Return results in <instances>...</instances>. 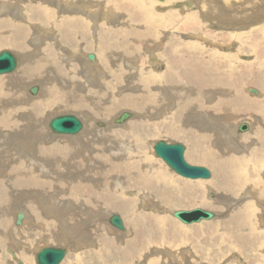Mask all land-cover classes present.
Segmentation results:
<instances>
[{
    "label": "bare ground",
    "instance_id": "obj_1",
    "mask_svg": "<svg viewBox=\"0 0 264 264\" xmlns=\"http://www.w3.org/2000/svg\"><path fill=\"white\" fill-rule=\"evenodd\" d=\"M34 1V4L30 1L31 6L30 3H28L29 5L23 3L9 8L8 12L3 13L0 10V48L8 47L22 52L24 49L28 51V47L33 45L37 51H41L40 54L43 56L30 62L32 56L25 54L15 73L0 78V81L3 82H0V134H3L6 139L0 142L2 144L0 145V208L5 211L0 214V234L5 238L8 236L5 231L10 223V215L7 210L15 201L20 203L19 206L13 204L14 209H17L15 223L17 214L24 210L22 207L25 208L23 212L25 213L24 219H26L23 220L24 223L22 222L23 226L30 222L29 231L33 226L34 230L38 228L35 233H33L34 230L31 231L32 235L42 236L47 243L69 244L74 242L79 236L76 237L77 233L75 234V232L77 231L72 230L73 228H88L87 224H92L89 223L94 212L100 213L101 210H107L120 212L125 218L127 228L121 235L123 247L136 235H139V239H141L146 234L151 235L152 233V244L155 245L153 248L156 253L160 254L161 246L177 242L179 234H187L188 229H192L196 233L202 232L207 225H211L207 227V232L211 230L213 234L221 229L222 234L228 235L227 240L231 238L234 242L243 245L261 246L264 244L262 240L264 239V213L253 206L254 202L251 199L244 202L241 209L236 208L235 211L231 209L227 215L220 213L219 217L222 218L218 222L195 224L189 228L173 223L174 232L169 228L172 223L170 218L160 217L161 215L154 214L155 212L147 213L142 205L144 200L155 208L158 206L178 208L179 206L202 204L222 210L225 202H227V207H233L230 198L239 195L241 191L243 197L255 196L258 199L259 208L264 207V180L258 178L264 176V150L261 149L264 148V120L259 117L254 116L256 121L252 117L237 119L249 120L252 126L249 132L239 134L240 132L236 130L242 122L238 124L237 121L238 125L235 128L227 130L230 133L236 129L235 132L240 137L254 135L253 146L246 145L248 150L250 149L251 159L242 154L243 151L240 148H243L244 143L240 144L237 138L227 133V126L225 128L221 126L223 134L226 135V141L220 142L215 141L216 136L208 131L209 129L206 127L208 122L204 118L200 120L201 125L196 127L191 125L188 128L190 133H187V136H190L191 146L187 159L192 163H197L196 165L201 162L211 165L214 170L213 173L210 169L213 180L208 182L195 183L177 179L166 168L161 167L159 162L148 154L145 147V139L152 136L151 130L157 126V119L162 117L167 109L171 108L170 111H172L175 107L174 119L182 124V122H191L190 108L193 104H196L198 110L206 107L207 111L212 114V118L221 117V113L227 109L219 102L220 97H224L222 101L236 106V109L239 108L238 106L248 105L253 108L260 104L259 99H264V74L256 73V77L247 80L238 72V67L241 65L244 68L253 67L256 65L255 62L243 61L238 55L230 53V55L221 53V57H217L220 52L215 50L208 53L210 59L207 56L197 62L198 60L191 56L202 52L199 48L201 44L194 43L196 47H193L187 44L188 42H183L180 38L177 39L181 34L175 32L170 25L175 26L177 21H181L185 29L190 26V32L195 30L197 35L190 36L189 34L190 37L202 38L213 46H217L214 43L218 41L214 38L216 34L217 38L230 37L231 39L238 38L243 42L247 41L249 48L246 50L257 49L264 52L263 43L262 45L258 43L259 39L264 41V22L259 24L261 27L256 24L259 20L260 22L264 20V0H243L244 3L236 0H207L208 5H204L203 0H197L198 5L203 6L210 21H218L221 32L217 33L204 32L203 25H201L203 23L198 21V16L195 13L190 14L191 16L185 15L186 9L181 13L183 16L180 19L175 13H169V18L166 21V14L158 15V17L154 15V7L157 4L154 1L138 0L141 6L144 3L153 6V8L142 6V10L137 12V9L132 8L130 4L119 5L117 1L120 0H109L105 8L108 19L119 10L128 16H123L125 18L123 26L121 24L117 27L109 26L103 23L101 35L98 31L100 30L99 24L100 26L102 24V18H95V22L90 23L87 19L79 15L77 17L75 13L71 12L75 15L67 14V16L56 17L52 7L48 8L42 4L39 5L41 2ZM63 1L69 3H64V8L79 11L77 8L79 0ZM58 2L60 4L59 0ZM73 3L74 6H72ZM245 24H256L255 26L258 28L254 29L253 27L251 33H247L248 30L234 32L236 27H242ZM209 25L217 27L215 24L209 23ZM91 26L92 34L100 36L96 45L101 56L99 62L98 58H90V52H87L83 59L81 55L78 56L76 52L72 51L69 59L61 54L57 44L51 43V45H44L43 48L39 45L36 46L38 42H42L47 39V36H50L48 34L52 33L51 27L57 33L55 34L59 39V41L56 40L57 42L60 43L63 41L62 39L66 38L70 44V40L75 41V36L79 41L84 38L88 40ZM66 28H70L72 31L70 30L71 32L68 33ZM168 28H172L169 33L165 31ZM238 29L240 30V28ZM261 30L262 32L258 33ZM158 32L163 33L162 40L170 38V45L164 54L157 55L159 47H162V44H158L157 41L161 36ZM170 32L171 35H169ZM92 34L91 36L95 38ZM210 36L213 38H209ZM244 37L248 39H244ZM33 38H35V45L31 44ZM89 42L85 43L86 48L93 44L92 41L91 44ZM151 43H155L153 50L144 49ZM118 46L122 47L120 52L114 50ZM143 49L145 56L148 55L150 60V64L148 63V66L143 64V67L146 66L145 69L149 70L145 71V74L144 72L137 74L138 79L135 81L126 76L129 74L125 66L118 64L114 68L109 65L110 63L116 64L117 60L114 56L122 57L124 53L127 57L133 56L132 58L135 57L142 61L145 59L142 53ZM225 56H228L229 59H226ZM160 57L162 58L160 59ZM72 59H76V63L71 61L67 62L68 65L64 63L66 60ZM77 60L83 61V63L79 66L81 62ZM91 60H95V62H91ZM161 60L165 62L163 71H154V66L157 68L162 66ZM232 62L234 66L231 69H223L226 65L230 66ZM258 62L257 67L261 64V61ZM48 71L50 74L46 77L45 74ZM91 71L92 73L89 74ZM90 75H93V78ZM84 78L88 82H92L93 87L86 84L85 80L83 81ZM62 79L70 81L73 86L65 89L61 84ZM124 79L128 82L126 83L129 84L128 87L133 86V90H136L137 93H125L118 100L108 96L110 91L116 90L114 86L117 84L114 85L113 81L118 83L123 82ZM254 79L263 87L260 88V92L256 90V93H252L253 87L241 88L242 82H253ZM34 80L41 84L42 89V92L40 91L36 97H44L42 101L31 103L30 101L34 100L33 97L28 98L24 91H16L15 87L26 84L24 88L28 90L29 83L25 82ZM248 88L251 93L246 96ZM108 99L111 102H108ZM93 100L103 101L92 106L90 104ZM53 106L83 115L85 117L83 130L75 137L51 135V130H48L50 120L41 121V117H47L45 109ZM115 109L122 111L131 109L135 115L132 114L131 119L126 120L122 125H116L114 120L118 114H112V111H117ZM100 117L106 121L109 119L108 123H102V120H98ZM147 120L155 123L148 124ZM98 123L104 124V127L99 129ZM216 129L219 130V127ZM172 132L177 137L179 136L177 130H172ZM166 133L168 135L171 132L166 131ZM211 146L223 150L222 153ZM251 162H255V164H252L253 166L248 169ZM206 187L209 190L214 188L220 194L222 193L220 203L216 201V204L204 197ZM131 210H134L132 217ZM152 211L153 209L150 212ZM214 212L216 213L215 218H217L218 212ZM80 220H83L84 223H79ZM259 226L263 227L259 228ZM41 227L44 228L42 232L39 231ZM93 233L97 232L94 230ZM129 236L132 237L129 238ZM12 239L17 244L14 236ZM79 240H81L80 237ZM97 240L106 243V248H114L117 243L112 238L104 236H99ZM19 243L16 246V251L19 250L25 260H30L32 257L30 252L36 254L39 250L30 246H27V249H22L23 239ZM159 245H161L160 248ZM139 246L145 247L146 243ZM65 247L69 249L67 246ZM16 251L11 250L16 261L20 263ZM167 251L172 253V251ZM159 263L155 262V264Z\"/></svg>",
    "mask_w": 264,
    "mask_h": 264
},
{
    "label": "rangeland",
    "instance_id": "obj_2",
    "mask_svg": "<svg viewBox=\"0 0 264 264\" xmlns=\"http://www.w3.org/2000/svg\"><path fill=\"white\" fill-rule=\"evenodd\" d=\"M30 1L33 4L35 3L34 0H30ZM30 1L29 0H0V10L3 11V13L4 12H8L9 8H11L13 6H17L18 4H21V5L23 3L28 4V3H30ZM57 1L58 0H56V1H54V0H37L38 3L41 2L39 5L42 4V5L48 6V8L52 7V9L55 11L54 14H55L56 17H60V16H63V15L67 16V14L72 16V15L76 14L77 17L80 16L82 18H85L88 21H90V23H94L95 22L94 21L95 18H99V19L102 18V22L100 21L102 24H101V26L99 24L100 30L98 31V33L100 35H101L100 31H101L102 27H104L103 23H106L109 26H116L117 27V26H120V24H121V26H123V24H125V20H124L125 18L123 16H128V14L123 13L121 10H119L118 12H116V14L112 13L113 14V15H111L112 17L108 19L107 18L108 14L105 13V8L107 7V3L109 2V0H79L80 2H79V5L77 7L79 11H77V12L72 10L71 8H64L65 6L63 7V5L69 4V3H66V1L59 0L60 4H59V2L57 3ZM150 1H154V2L157 3L156 7H154V13H155L154 15L158 17V15L166 14V17H165L166 21L168 20L169 15L171 13H175L177 15V18L180 19L183 16V14H181V13L184 12V10L186 9L187 12H186L185 15H190L192 13H195L198 16V21L200 20L203 23L201 25H203V29L202 30L204 32H211V31L215 32V33L221 32V28L218 27V21L217 20H212V22H211L210 19L208 18L209 16L206 14V11L203 10V6L200 5V4L198 5V3H197L198 1L197 0H150ZM236 1H239V2L242 1L243 2V0H236ZM250 1H256V0H250ZM117 2H118L119 5L120 4L124 5L125 3L126 4H130L132 8H134L135 10L137 9L136 10L137 12H140L142 10L141 9L142 6H144V7L145 6L146 7H150L151 6V5H147V4H144V3L141 6L140 3L138 2V0H136L134 2H129L128 0H120V1H117ZM32 3H30V6H31ZM202 3L204 5H208L207 0L206 1L203 0ZM58 5L59 6L62 5V7H59ZM185 5H186V7H185ZM72 6H74V3L72 4ZM152 8H153V6H151V9ZM22 12L25 13L23 10H22ZM70 12L71 13H75V14H71ZM27 14H30V13H27ZM112 18H113V20H112ZM262 22H264V20H261V22L259 20L258 23H256V24H258L257 26H260L259 24L262 23ZM209 23L210 24H215L217 27L211 26V25H209ZM175 24H176L175 26H173V25H170V26L172 28H174L175 32H177L178 34H181L180 37H178L177 39L180 38L183 42L186 41V42H188L187 44H189V45H191L193 47H196L194 45V43L195 44L196 43L201 44V47H199V48L202 50V52L201 53H197V54H193L194 56L193 55L191 56V58H196L198 60L197 62H199V60H202L203 58L207 57L209 52L215 50L217 52H220V53H218L219 55L217 57H221L220 56L221 53H224L225 55H228L230 53L231 55L232 54L233 55L234 54L238 55L241 59H243V61L246 60V62H248V61L249 62H255L256 65L254 64L255 66H253V67L251 66V67L244 68V66H242V65L240 67H238V72H240L243 75V77H245L247 80L250 79V78L256 77L257 74L258 75L264 74V52H261V51H259L257 49L256 50H253V49L246 50V48H249V46H248L249 43L247 41L243 42V41H241L238 38H236V39L233 38L234 39L233 40L230 37H225L226 39L217 38V36L215 34L214 38L216 40H218V41L214 42L217 46H213V45L209 44L206 40H204L202 38L190 37V36L197 35V34H195V30L193 32H190V26L185 29V26L183 25V22L181 23V21H177ZM256 24H254V25L245 24V26L236 27V30L234 32H237V31L238 32H246L248 30L247 33H251V30H253V27L255 29V27H256L255 25ZM46 28H49V27H46ZM51 28L52 29H50V30H52V33L49 32V34H48L50 36H47V39H45L44 41L38 42L36 44L37 47L39 45L41 48H43L44 45L45 46L46 45H51V43L53 45L57 44L59 46V50L61 51V54L64 55L65 57H68L69 59H70L69 55H71L72 51L74 53L76 52L78 54V56L81 55L83 57V59L85 58V54L87 52L88 53L90 52V54H94L95 55L94 59L98 58V62L100 61L101 56L99 55L98 48L96 46L100 36L98 34H95V35L92 34V32H93L92 26L90 27V31L91 32H90V35H89L90 37L88 38V40H85V38H84L83 40L79 41L78 37L75 36V41L73 42V41L70 40V44L68 43V39H66V38L62 39L63 41H61L60 43L57 42L56 40L59 41V39L56 37L57 35H55L57 33L55 32V29H53V27H51ZM172 28H168L165 31H168V33H169V31H172V30H170ZM182 28H183V30H182ZM238 28H240V30ZM256 28H258V27H256ZM70 30H71L70 28H66V32L69 33V32L72 31V30L71 31ZM162 31L164 32V30H162ZM181 32H183V33H181ZM261 32H262V30L260 32H258V33H261ZM91 34L94 35L95 38H93V36H91ZM159 34H161V36L158 37L157 41H158V44H162V47H159L160 48L159 51L156 52L157 55L159 53L160 54H164L166 52L167 48H169V45H170V40H169L170 38H165V39H163L164 40L163 41L162 40V38L164 36V35H162L163 33H159ZM189 34H190V36H189ZM169 35H171V32H170ZM71 36H73V35H71ZM209 38L212 39L213 37L210 36ZM197 39H199V40H197ZM244 39H248V38L244 37ZM32 40H33V42L31 44H34L35 38H33ZM49 40H50V42H49ZM237 40H239V41H237ZM91 41H92L93 44H91ZM258 41H259L258 42L259 44L262 45V43H263V45H264V41L262 39H259ZM88 42L91 45H89V47L86 48L85 43L88 44ZM245 42H247V43H245ZM221 43H222V45H225V46L223 47L221 45ZM40 44H42V45H40ZM151 44L150 45H146V47L144 49L147 48V50H151V49L153 50L154 47H155L154 46L155 43H151ZM228 44H230V45H228ZM121 48H122L121 46H118V47H115L114 50L120 52ZM6 49L10 50V51H12V52H14L16 54V56L18 58V66H17V68L19 67L20 62H22V59H23L22 56H24L25 54H30V56H32L30 58V62L32 60H34V59L40 58V56L43 57L40 54L41 51H37V49L33 45L28 47V49H27L28 51H26V49H24L22 52H19V51L15 50V49H12V48L10 49L8 47L7 48L6 47L5 48L1 47L0 51L6 50ZM144 49H143L142 53H143L145 59H143L142 61H141V59H138V58H135V57L132 58L133 56L132 57H129V56L127 57V56H125L126 54L124 53V54H122V57L119 56L117 58V57L114 56V58L117 60L116 64L110 63L109 65L112 66V67H114V66H116L118 64H121L123 67L125 66V69L127 70L128 74H129V75H126V76L131 78V80L135 81L136 79H138V77L136 76L137 74H143V72L145 74L146 73L145 71L149 70V69L148 70L145 69L146 66H148V63L150 62V60H149L148 55L145 56V53H144L145 50ZM228 49H230V50H228ZM236 49H238V50L236 51ZM65 54H67V55H65ZM161 58L162 57H160V59ZM207 58L210 59L211 57L208 56ZM225 58L229 59L228 56H225ZM69 61L74 63L76 61V59L75 60L74 59L66 60V62H64V63L66 65H68L67 62H69ZM77 61L81 62L79 64V66L83 63V61H80V60H77ZM258 61H261V64H260L259 67H257V65H259ZM91 62H95V60L91 61ZM134 63H135V66H134ZM161 63H162V66L160 68H157L156 66H154V68H153L154 71H156V72L157 71H163V69L165 67V62L161 60ZM143 64H145L146 66L144 65L145 67H143ZM141 65H142V67H141ZM233 66H234V63L232 62V64L230 66L226 65V66L223 67V69L229 70ZM142 68H144V69H142ZM15 71L16 70H14L13 72H10V73L0 74V78L12 75L13 73H15ZM245 72H246V74H245ZM91 73H92V71L89 74H91ZM131 73H133V74L131 75ZM254 73L255 74L257 73V74L255 75ZM49 74H50V71L46 72L45 76L48 77ZM91 78H93V75L91 76ZM12 79H14V78H12ZM63 79L61 81V84L64 86L65 89H67L68 87L73 86V84L70 81L67 82V81H64ZM83 81L86 84H88V85L90 84V86L92 85L91 87H93V83L91 82L92 83L91 84L90 82H88V80H86V78H84ZM99 81H101V80H99ZM0 82L3 83L2 81H0ZM25 83H29L28 90H27V88H24V86H26ZM25 83H24L25 85L16 86L15 90L16 91H20V92L24 91L27 94L28 98L29 97L30 98L33 97L34 100L30 101L31 103H34L36 101H42V98L44 96L36 97L37 95L40 94V91L42 92L41 84L39 82L38 83L35 82V80L32 81V82L31 81L30 82L26 81ZM113 83H114V85L117 84L116 86H114V89H116V90L110 91L108 96H111L115 100H118V98L122 97V95H125V93H137L136 90H133L134 89L133 86L132 87L131 86L128 87L129 84H126L128 82H126L125 79H124L123 82L116 83L115 81H113ZM37 84H38V86H40L39 91H38L37 95H32L30 93V88L32 87V85H37ZM50 86H52V84H50ZM186 86H187V84H186ZM240 86H241V88H243L245 86L246 87H253V89H256L259 92L261 90L260 88H263L258 82H256L255 79L253 80V82H242ZM257 86H259V87H257ZM52 88H54V87H52ZM120 89H122V90H120ZM246 92H247V93H245L246 96L249 95L248 93H251V92H249V88L246 90ZM223 98L224 97H220L219 98V102H221L227 110H225V111H223L221 113V117L220 116H215L214 118H212V114H210L207 111L206 107L204 109L200 108V110H198L197 109L198 107L196 106V104H193L191 106V108H190V112L192 114V116H191L192 120L190 119L191 122L190 123L182 122V124H180L181 122H179V121L177 122L174 119L175 107H174V109L172 111H170L171 108L167 109L165 114L162 117H159L157 119L158 121L155 120L156 122H158V124H157V126H154L153 129L151 130L152 136L150 135L149 138H147V140L145 139V147L148 150V154L153 159L158 161L161 167L166 168L171 174H173L179 180L192 181V182H195V183L208 182V181L213 180L212 177H210L209 179H203V178L190 179V178H185V177L179 175L173 169H171L161 158H159V157H157L155 155L154 150H153V145H154L155 142H157L159 140H164V141L170 142V143L180 142V143L184 144V146H185V154H184V156H185L186 160L191 164L192 162H190L187 159L188 158L187 154H188L189 148L191 146V141L189 139L190 136L188 137L187 133H190V131H188V128L191 125L194 126V127H196L197 125L198 126L201 125L200 124V120H202L204 118L209 123V124L207 123V125H206L207 129H209L208 131L211 132L214 136H216L215 137V141H219L220 142L222 140L226 141V138H225L226 135L223 134L222 127L225 128L227 126L226 132L229 133L227 130L235 128L239 123H241V122H248L249 123L248 119H239V120H237L238 118L252 117L254 119V121H256L254 116H257L260 119L264 120V99H261V98L259 99L260 104L257 107L253 106V108H252V106L249 107L248 105H243L242 107L238 106L239 108L236 109V106H233L231 104H228V103L222 101ZM103 100H93L94 103L92 102L90 105L93 106L95 103H99L100 104L101 101H103ZM108 102H111V100L108 99ZM26 108H28V107L26 106ZM45 110H46V116L47 117H45V118L41 117V119H42L41 121H46V120L49 121L54 116L61 115V114H64V113H73V114L77 115L80 119H82V121L85 122V117L83 115L81 116V114L76 113L75 111H73V112L71 110L70 111H66V110L64 111L60 107L58 108V106H53V107H51L49 109L47 108ZM115 110H117V111H112V114H114V115L118 114L116 116H119V113H122L123 111H128V112H131L133 115H135V112L133 110H131V109H126V110L124 109L123 111L121 109H119V110L115 109ZM169 112H171V113H169ZM98 120H102V123H104V124L106 123L107 124L109 119L106 121V119H104L103 117H100V118H98ZM129 120H127V121H129ZM213 120H214V122H213ZM236 121H237L238 124L236 123ZM161 122L163 123L162 125H161ZM146 123L154 124L155 122L147 120ZM104 124L102 125L101 123L100 124L98 123L97 127H99V129H102V127H104ZM116 125H119V124H116ZM120 125H122V124H120ZM182 126H184V127L182 128ZM202 127H204V126H202ZM216 127H219V130L216 129ZM251 127L252 126L250 125V129L249 130H247L245 132H240L239 134H241V133L244 134L246 132H249L251 130ZM48 130L50 131V129H48ZM172 130H177L179 132V133L177 132L179 134V136L177 137V135L174 132H172ZM214 130H216V131H214ZM235 130L230 132L229 134H232V137L237 138L238 141L240 142V144L244 143L243 144L244 145L243 148L242 147L240 148L243 151L242 154L247 156V158L250 157L249 159H251L252 155L250 156V154H249V150L250 149L248 150V147L246 145H250L251 147L253 146L254 139H255L254 135H251L250 137L249 136H244V137L241 136L240 137V135L237 133V132H239L238 129L236 130L237 132H235ZM166 131H170L171 133L167 135ZM50 133L53 136H66V137H75V136L78 135V134L77 135H65V134H58L57 135V134H54L52 132H50ZM237 136H239L240 138L237 137ZM5 140L6 139H5L4 135L0 134V142H3ZM0 145H2V144H0ZM211 147L216 149V150H218V151H220L221 153L223 151V150L217 149L216 147H213V146H211ZM244 148L245 149L247 148V149L245 150ZM259 148H261V147H259ZM261 149L264 150V148H261ZM160 160H161V162H160ZM192 164H197V163H192ZM198 164L208 167L214 173V170H213V168L211 167L210 164L205 163V162L204 163L201 162V163H198ZM252 164H255V162L254 163L251 162V164L248 167V169H250L251 166H253ZM258 178L264 180V176L263 175L261 177H258ZM205 191L206 192L204 194V197L207 198V200H211L213 202L218 201V203H220L221 194L222 193L220 194V192L218 190L214 189V188H212V190H209L207 187L205 188ZM239 193H240L239 195L230 198L231 203L233 204V207L232 206H230L231 208L227 207L226 206L227 202H225V205L222 208V210H218V209L212 208L211 206L202 205V204H196V205H191V206H179L178 208L177 207L170 208L168 206H166V207L165 206H158L160 208H158V207L155 208V206H152L151 204L149 205V202H145L144 200L142 201V205H143V209H145L147 211V213H154L155 212L154 214H159V215H161L160 217L166 216L168 219L170 218L169 220H171L172 223L169 226V228L173 232H174L173 227H172L173 223H176L177 225H179L181 227L189 228L190 226H193L195 224L199 225V224H202V223L218 222L222 218V217L221 218L219 217L220 213H222L223 215H227V214L230 213L231 209H233V211H235L236 208L237 209H241L243 207V205L250 199L254 202L253 206L254 207L256 206L258 209H260V211H262L264 213V207L259 208V205L257 203L258 199H256L255 196L254 197H243L244 196L243 193L241 191ZM179 194H181V192H179ZM13 204H14V206L16 204H17V206H19L20 203H17V202L14 201L11 204V206L9 207V210L11 211V213H10L9 210H7V213L9 212L8 214L10 215V223H9V227L5 229V231L7 232L8 236L5 238L4 236H2V234H0V264H36V254H34L33 252H30V253H32V257L30 258V260H25V259H23V257L19 253L20 251L19 250L16 251V246L18 244H20L19 241H21L22 239L24 241V243L22 245V249H27V246H30L33 249H40V247L42 248V247H45V246H61V247L67 246L69 249H67L66 256H65L64 260L61 262V264L62 263L63 264H155V262H160L159 264H163V263L164 264H264V244H261V246L251 245V244L243 245V244L234 242L231 238H229L227 240L226 238H227L228 235L227 234H222V230L221 229H218V231L214 232L213 234L211 233V230L209 232H207L208 231L207 227H209L211 225L205 226L203 228L204 231L197 232V233L194 232V230H192V229H188V233L187 234L186 233L179 234L177 242L172 243L171 245L163 244L164 247L159 245V248L161 246L160 254L156 253V251L153 248V246H155V245H154V243L152 244V233H151V235H147L146 234L147 236L145 235L146 237L143 236L141 239H139V235H136L135 237L129 236V238L132 237L131 238L132 240H130L129 242H126V244H124L125 246L123 247L121 235H123L125 230L117 229L116 227L111 225L110 222H108V220H109V216L110 215L118 214L121 217H123L122 219H123L124 226H125V229H126L127 225H126L125 218L120 212H114V211L111 212V211H107V210H101L100 213H95L94 212L92 214L91 222L89 221L90 222L89 224H91V223L92 224L91 225L87 224L88 228H86V227H75V228L72 229L74 231H77V232H75V234L77 233L76 237L79 236L81 240H79V237H78V238H76V240L74 242H70L69 244H65L63 242H61V243H55V242L47 243V242H45V240L43 239L42 236H40V235L39 236H33L32 235L31 231L34 230L33 229L34 226L32 227V230L29 231V229L31 227L30 226V222H28V225L24 224V226H23V224H22V225H18L17 226V224L15 223V216H16L15 214L17 212L16 211L17 209H14ZM216 204H217V202H216ZM237 205H238V207H237ZM195 207H201V208H204V209H207V210L216 211V212H218V214H217L218 216L215 219L202 220L200 222H195V223H191V224H184L179 219L174 217L173 214H172L174 211H177V210H187V209H191V208H195ZM22 209H24L23 211H25V208L22 207ZM152 209H153V211L150 212ZM131 211L130 212H131V217H132V215L134 214V210H131ZM4 212L5 211H3V209L0 208V214H3ZM168 214H169V216H168ZM106 218H108V220L105 221ZM79 223L83 224L84 221L80 220ZM108 226H110V227H108ZM260 227H263V226H259V228ZM146 228H147V226H146ZM37 229L38 228H36L33 233H35L37 231ZM42 229H44V228L41 227L39 229V231L42 232L43 231ZM94 230H95V232H97L96 234L93 233ZM102 233H105V234H102ZM154 233H155V231L153 232V234ZM217 234H219V235H217ZM108 235H110V236H108ZM13 236H14L15 240H17V244L14 243V241L12 239ZM99 236H101V237L104 236L106 238H112V240L115 241V242L117 241V243L115 244L114 248H106V243H102V241L100 242L99 240H97L99 238ZM212 236H213V238H212ZM163 237L164 236L162 235V238ZM125 238H128V237H125ZM143 239H144V241H143ZM262 240L264 241V239H262ZM142 241H143V243H146L145 247L139 246L140 244H143V243H141ZM11 250L16 251V256H17V259L20 261V263L16 261V258L12 254ZM167 250L172 251V253L168 252Z\"/></svg>",
    "mask_w": 264,
    "mask_h": 264
},
{
    "label": "water",
    "instance_id": "obj_3",
    "mask_svg": "<svg viewBox=\"0 0 264 264\" xmlns=\"http://www.w3.org/2000/svg\"><path fill=\"white\" fill-rule=\"evenodd\" d=\"M187 4V3H186ZM94 54H90V58L94 59ZM18 66V58L16 54L10 50L0 51V74L10 73L16 70ZM39 91L38 85L30 88L32 95H37ZM256 93V89H252ZM132 116L131 112L123 111L115 118V124H122ZM49 129L54 134L77 135L83 128V121L73 113L61 114L54 116L49 121ZM250 129L248 122H242L238 126L239 132H245ZM153 149L155 155L161 158L171 169L179 175L190 179H209L212 175L211 170L203 165L190 164L184 156L185 146L180 142H166L159 140L154 143ZM173 216L184 224L200 222L202 220H210L215 218L216 213L201 207L192 208L190 210H177L173 212ZM25 217V213L20 211L16 217V224L21 225ZM111 225L119 230H125L123 219L118 214H113L109 218ZM67 253V248L61 246H45L36 252V264H61Z\"/></svg>",
    "mask_w": 264,
    "mask_h": 264
},
{
    "label": "flooded vegetation",
    "instance_id": "obj_4",
    "mask_svg": "<svg viewBox=\"0 0 264 264\" xmlns=\"http://www.w3.org/2000/svg\"><path fill=\"white\" fill-rule=\"evenodd\" d=\"M88 58H89V55H88ZM90 59V58H89ZM92 61V60H91ZM82 120V119H81Z\"/></svg>",
    "mask_w": 264,
    "mask_h": 264
}]
</instances>
